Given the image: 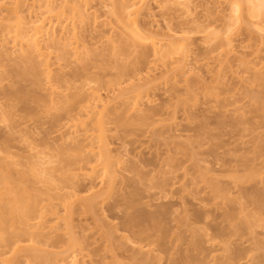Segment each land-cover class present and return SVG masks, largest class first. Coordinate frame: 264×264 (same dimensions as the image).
<instances>
[{
    "label": "bare ground",
    "instance_id": "bare-ground-1",
    "mask_svg": "<svg viewBox=\"0 0 264 264\" xmlns=\"http://www.w3.org/2000/svg\"><path fill=\"white\" fill-rule=\"evenodd\" d=\"M210 4L208 0H0V66L10 65L7 71L16 80L29 79L36 113L53 118L39 150L38 128L14 119L11 104L1 101L11 92L0 96V123L8 137L18 138L22 145H17L21 151L0 147V264H19L22 255L27 264H91L93 260L79 256L75 248L77 211L91 214L106 248L128 245L136 260L170 264L155 248L125 235L106 213L107 202L124 189L130 155L112 147L110 133L118 126L151 119L147 125L151 136L155 124L168 121L166 144L185 151L189 144L179 140L183 131L171 127L178 115L175 110L160 114L155 108L156 90L169 93L170 99L185 93L184 104L212 111L230 79L234 85L229 92L264 84V56L256 54L264 50V0ZM174 17L181 19L178 27L170 23ZM245 40L252 43L243 44ZM251 46L255 50H248ZM100 54L107 58L96 66L98 72L76 70L72 82L66 77L71 64ZM107 69L114 72L105 76ZM3 80L0 75V88ZM233 112L244 114L238 105ZM198 171L213 190H220V168L202 159ZM186 174L174 177L169 189L186 191ZM254 176L264 182L263 167L244 176L235 174L233 180ZM231 194L226 190L222 198ZM259 206L264 214V203ZM251 219L246 212L243 220L248 227ZM258 226L262 237L255 236L256 245L264 249V225ZM58 235L66 236V242L55 239ZM58 242L68 246L53 249ZM227 249L226 244L213 245L204 260L190 262L227 264L217 253Z\"/></svg>",
    "mask_w": 264,
    "mask_h": 264
},
{
    "label": "rangeland",
    "instance_id": "rangeland-1",
    "mask_svg": "<svg viewBox=\"0 0 264 264\" xmlns=\"http://www.w3.org/2000/svg\"><path fill=\"white\" fill-rule=\"evenodd\" d=\"M208 1L212 5L214 0ZM180 21L174 17L170 23L178 27ZM248 43L252 41L243 42ZM248 50H255V47ZM197 51L200 53L201 49ZM256 54L263 57L264 50H256ZM106 58L100 54L85 63L71 64L66 77L72 82L76 70L98 72L96 66ZM10 67L0 66V75L4 78L0 96L11 92L1 101L11 104L15 120L38 128L41 139L36 144H40L39 150L43 149L42 138L51 130L53 118L42 112L36 113L37 106L31 100L34 86L27 78L16 80L12 77L7 71ZM113 72L107 69L103 74L110 76ZM233 85L230 79L224 88L227 91L212 111L184 104L188 99L185 93L170 99L169 93L156 90L155 108L160 114L167 116L166 112L175 110L178 115L171 127L183 131L184 137L179 140L189 144L185 151L166 144V131L170 128L168 121L155 124L151 136L147 126L151 119L147 123L137 121L118 126L110 133L112 147L120 152L128 151L130 155L126 162L124 189L107 202L106 213L113 219V224L125 231V235L155 248L170 264L197 263V260H204L217 244H226L228 249L217 253L219 259H226L227 264H243L248 260L264 264V249L257 248L255 239L257 235L262 237L258 234L261 231L258 225H264V214L259 206L260 202L264 203V182H260L258 176L237 182L233 180L235 174L244 176L253 169H264V84L252 88L241 86L229 92ZM107 91L105 89L103 93ZM254 96L260 99L254 101ZM233 101L237 103L229 105ZM237 105L243 108L244 114L233 112ZM145 139L148 142H144ZM17 145L22 146L19 139H10L4 124L0 123V147L19 149ZM202 159L221 169L220 190H213L201 177L198 166ZM184 172H187L184 178L187 190L171 191V181ZM226 190L233 194L223 199ZM243 207L245 211L241 210ZM246 212L253 216L250 227L243 220ZM73 218L79 239L75 248L79 256L85 255L88 260H93L91 264H114L115 261H119L117 264H148L134 259V251L128 245L106 248L90 213L77 211ZM55 239L66 242V236L58 235ZM64 246L68 244L58 242L53 249L61 250ZM19 264H27L25 255L21 256Z\"/></svg>",
    "mask_w": 264,
    "mask_h": 264
}]
</instances>
